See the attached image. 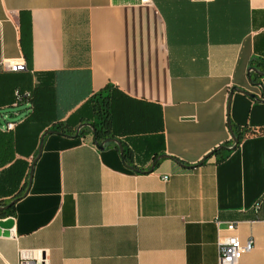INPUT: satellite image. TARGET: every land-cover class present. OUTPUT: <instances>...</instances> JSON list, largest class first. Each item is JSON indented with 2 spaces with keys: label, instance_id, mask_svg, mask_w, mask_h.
<instances>
[{
  "label": "crops",
  "instance_id": "obj_1",
  "mask_svg": "<svg viewBox=\"0 0 264 264\" xmlns=\"http://www.w3.org/2000/svg\"><path fill=\"white\" fill-rule=\"evenodd\" d=\"M19 61L27 72L5 66ZM251 67L264 72V0H0V130L20 121L24 193L42 136L91 122L88 100L107 85L118 90L113 138L132 155L129 167L93 134H48L0 264L42 250L49 264H218V221L254 242L240 264H264V133L221 149L232 126L264 129V77L252 85ZM234 87L258 100L230 98ZM38 89L53 96L51 115L14 107Z\"/></svg>",
  "mask_w": 264,
  "mask_h": 264
},
{
  "label": "trees",
  "instance_id": "obj_2",
  "mask_svg": "<svg viewBox=\"0 0 264 264\" xmlns=\"http://www.w3.org/2000/svg\"><path fill=\"white\" fill-rule=\"evenodd\" d=\"M25 58L28 62H30L29 53L25 54ZM261 73L264 74V72ZM249 76H251L253 83H256L257 80L262 78L260 77V75L254 73H250ZM116 91L118 90H116L114 86L107 85L104 89L91 96L88 102H90L93 107V120L91 122H84L82 124L89 123L92 125L93 129H82L80 131V137L93 134V130H95L96 138L100 143L114 137L111 131L113 125V116L116 107L114 106L112 100ZM31 96L32 98L30 104L32 105V109L34 110L32 116H34L35 118H45V116L51 115V109L49 106L53 103V96H47V92L44 90L40 91V89L32 92ZM50 131L57 132L62 136L74 138L77 129L69 130L67 128V125H64L60 122H55L48 132ZM12 132L3 133L0 130V168L10 165L6 170L0 172V194H4V197H10L8 201L0 200L1 207L8 206L13 200L18 199L19 201L24 197V191L26 189L25 185L27 184L21 186V183L23 179H25V176L27 177V175H29V173H26L27 164L24 161L19 159L17 160L15 158L16 152L13 147V138L11 136ZM260 133H264V129L250 130L248 128L235 126H232L231 128V134L239 140L236 148H238L248 136L258 135ZM36 157L34 158V160L36 159ZM122 158L124 162L129 167H131L130 164L132 162V155L128 149L124 148V155ZM14 210L15 205L11 206L8 210L1 211L0 219L12 218L14 216Z\"/></svg>",
  "mask_w": 264,
  "mask_h": 264
},
{
  "label": "built area",
  "instance_id": "obj_3",
  "mask_svg": "<svg viewBox=\"0 0 264 264\" xmlns=\"http://www.w3.org/2000/svg\"><path fill=\"white\" fill-rule=\"evenodd\" d=\"M192 1H204L209 2L211 0H192ZM6 68L11 72H27L28 68L24 61L19 62H7L5 63ZM31 93H16V102L14 107H19L22 103L26 102L30 104ZM20 121L18 122H7L4 130L7 132H12L16 129ZM168 181V177L163 178ZM263 209V202L260 200L256 202L254 206V211L256 214L261 213ZM219 228V238H218V248H219V263L218 264H240L243 256L251 252L254 248V242L249 240L247 242H242L239 237L234 235L238 228L236 222H230L227 224V231L231 233L229 236H224L222 232V222H217ZM19 264H49L47 251H21L19 254Z\"/></svg>",
  "mask_w": 264,
  "mask_h": 264
},
{
  "label": "water",
  "instance_id": "obj_4",
  "mask_svg": "<svg viewBox=\"0 0 264 264\" xmlns=\"http://www.w3.org/2000/svg\"><path fill=\"white\" fill-rule=\"evenodd\" d=\"M256 73V74H259L260 77H264V74L259 72L256 68H251L249 70V73ZM249 81L252 85L254 86H257L259 88H262L263 89V85L261 83H253L252 81V78L251 76H249ZM264 90V89H263ZM234 92H241L243 94H245L246 96L250 97V98H253L255 100H258L257 96L255 94H252L250 92H247V91H243L242 89L238 88V87H234L232 90H231V94H230V98L233 96ZM262 102H264V99L261 100ZM230 127H231V124H229ZM84 128H90V129H93L92 128V125L89 124V123H85V124H81L78 128H77V132H76V135H75V138H79L80 137V131ZM48 134H57V135H61L57 132H54V131H50V132H46L43 136H42V140H41V143H40V147H39V152H38V156L36 157V159L34 160L32 166H31V172H30V178H29V188L31 186V182H32V178H33V171H34V167H35V163L37 162V160L39 159L41 153H42V150H43V141H44V138L48 135ZM93 136H94V141H95V145L100 149V150H104L106 148V145L109 144V143H115L119 150H120V153H121V156L123 157L124 155V148H123V145L122 143L115 139V138H110V139H107L105 141H103L102 143H100L97 138H96V135H95V130H93ZM72 138V137H71ZM232 138H233V141H234V145L229 148V147H221V149H224L226 151H233L236 149L237 145H238V142L239 140L234 136L232 135ZM218 151L215 150L213 153H211L209 156H207L201 163L200 165H202L209 157H211L212 155H214L216 152ZM168 156L166 155H163V156H159L157 158V160L153 163V166L150 170V172H153L156 168V165L158 164V162L164 158H167ZM134 170V169H132ZM134 171H138V170H134ZM29 188L27 189V191L25 192L24 196H26L29 192ZM18 202V199H15L11 202L10 205L8 206H4V207H1L0 206V212L1 211H5V210H8L11 206L13 205H16V203ZM14 228V219L13 218H7V219H3V220H0V237H11V231L12 229Z\"/></svg>",
  "mask_w": 264,
  "mask_h": 264
},
{
  "label": "rangeland",
  "instance_id": "obj_5",
  "mask_svg": "<svg viewBox=\"0 0 264 264\" xmlns=\"http://www.w3.org/2000/svg\"><path fill=\"white\" fill-rule=\"evenodd\" d=\"M4 113H1V115H3ZM4 124H5V122H4Z\"/></svg>",
  "mask_w": 264,
  "mask_h": 264
}]
</instances>
